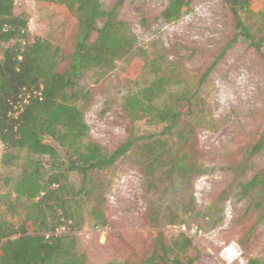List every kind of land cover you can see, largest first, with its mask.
Instances as JSON below:
<instances>
[{"label":"rangeland","instance_id":"rangeland-1","mask_svg":"<svg viewBox=\"0 0 264 264\" xmlns=\"http://www.w3.org/2000/svg\"><path fill=\"white\" fill-rule=\"evenodd\" d=\"M14 1L15 13L28 19L31 33L59 46L57 69L70 71L77 18L67 19L58 6ZM102 3L108 11L115 6L119 32L132 39L133 48L113 67H94L77 76L82 89L77 103L89 126L84 141L94 139L110 150L116 148L128 136L130 124L124 99L149 86L157 74H178L191 87L196 85L197 95L190 111L187 102H181L185 106L180 108L177 130L187 128L191 153L206 171L183 178L161 168L148 176L131 152L110 166L88 171L84 177L93 186L92 196L102 199L107 218L102 228L83 226L76 232L88 264L141 263L158 238L170 240L180 234L192 239L188 255L193 264H247L251 258L264 262V180L246 195L241 193V184L264 172V42L255 50L242 35L234 40L238 30L223 0ZM256 3L264 6V0H253ZM170 6L179 13L167 22L162 13ZM241 18L264 37V16L257 7L241 11ZM96 37L95 31L90 40ZM209 67L211 72L200 79ZM185 86L172 82L156 103L175 99ZM167 125L148 115L138 116L134 124L138 135L160 133ZM258 141L262 149L250 154ZM2 153L0 142V158ZM82 178V173L72 174L75 183ZM77 211L86 224L90 204L85 202Z\"/></svg>","mask_w":264,"mask_h":264},{"label":"trees","instance_id":"trees-1","mask_svg":"<svg viewBox=\"0 0 264 264\" xmlns=\"http://www.w3.org/2000/svg\"><path fill=\"white\" fill-rule=\"evenodd\" d=\"M234 17L238 30L234 40L242 35L249 47L259 50L264 37L257 36L241 18V11L264 6L253 0H223ZM44 6H58L67 18H77L78 31L72 54L70 71L57 69L60 48L48 37L33 35L29 21L15 13L14 0H0V264H88L87 255L78 248L76 232L83 226L102 228L106 214L93 197V186L87 177L92 169L105 168L128 152L138 158L144 174L152 176L163 168L177 172L183 178L206 171L194 158L187 128L177 130L181 106L187 102L190 111L196 99V85L178 74H157L152 83L141 91L129 94L123 103L128 113V136L110 150L98 141L84 139L89 126L77 101L81 92L76 78L82 70L113 67L133 48L130 37L119 32L121 23L102 0H35ZM175 6L166 8L162 17L170 22L178 18ZM103 21L102 26L99 22ZM97 37L91 41V34ZM220 58V57H219ZM157 61L154 60L153 62ZM137 64V63H136ZM139 64V63H138ZM137 64V66H138ZM146 64L140 63V67ZM156 67L155 70H159ZM209 67L200 79L211 72ZM172 82L187 84L175 99L158 101L164 88ZM35 91H41L40 98ZM184 98V99H183ZM192 99V101H191ZM148 115L157 123H168L164 131L138 135L135 122L138 116ZM263 142L254 144L250 154L260 151ZM73 173H82L75 183ZM264 180V172L256 173L241 184L244 195ZM5 188L6 191H1ZM90 204L89 219L85 223L77 208ZM76 209H73V208ZM19 208L21 209L19 211ZM17 217L16 221L13 220ZM66 226L67 232L47 234L56 227ZM192 239L180 234L170 240L158 238L153 250L141 261L108 264H193L188 255ZM247 264H264L251 258Z\"/></svg>","mask_w":264,"mask_h":264},{"label":"built area","instance_id":"built-area-1","mask_svg":"<svg viewBox=\"0 0 264 264\" xmlns=\"http://www.w3.org/2000/svg\"><path fill=\"white\" fill-rule=\"evenodd\" d=\"M34 93L37 94L40 98L42 97L41 91L40 92L35 91ZM64 232H67V227L62 225V226L56 227L52 232L48 233L47 237H49L51 234H62Z\"/></svg>","mask_w":264,"mask_h":264}]
</instances>
